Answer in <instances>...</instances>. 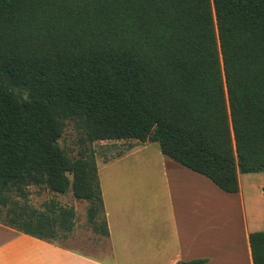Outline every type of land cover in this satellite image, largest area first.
Returning a JSON list of instances; mask_svg holds the SVG:
<instances>
[{
  "label": "trees",
  "instance_id": "trees-1",
  "mask_svg": "<svg viewBox=\"0 0 264 264\" xmlns=\"http://www.w3.org/2000/svg\"><path fill=\"white\" fill-rule=\"evenodd\" d=\"M66 120L75 157L58 144ZM125 140L226 193L264 173V0H0L1 223L47 242L72 231V208L18 202L43 186L88 202L107 237L90 144ZM249 247L264 264V230Z\"/></svg>",
  "mask_w": 264,
  "mask_h": 264
},
{
  "label": "crops",
  "instance_id": "crops-1",
  "mask_svg": "<svg viewBox=\"0 0 264 264\" xmlns=\"http://www.w3.org/2000/svg\"><path fill=\"white\" fill-rule=\"evenodd\" d=\"M254 174L259 178H243ZM97 178L108 230L105 260L4 227L9 238L0 244V264H252L249 234L261 231L264 210L244 188H262L264 197V173L238 174V192L226 193L164 156L156 142L133 141L97 167Z\"/></svg>",
  "mask_w": 264,
  "mask_h": 264
},
{
  "label": "rangeland",
  "instance_id": "rangeland-1",
  "mask_svg": "<svg viewBox=\"0 0 264 264\" xmlns=\"http://www.w3.org/2000/svg\"><path fill=\"white\" fill-rule=\"evenodd\" d=\"M80 132L78 131L76 125L72 121L63 122V130L60 139L58 140L59 146L63 151L70 157H75L77 152L80 150L81 139ZM133 141H100L93 142L90 144L91 148L94 150L95 163L97 167H101L107 160L113 159L119 153L124 152L128 149ZM153 146L149 150L153 151ZM259 178L260 175H250L246 178ZM242 179V182H244ZM244 186V183H243ZM249 186L244 188V192L247 193V198L253 204H257L256 208L261 211L264 210V197L261 196V189L251 191L248 189ZM258 191V192H257ZM27 196L25 200H18L19 203H25L28 208L34 209L36 211H43L48 206L53 205L55 209L58 208H72L74 211V226L72 231L64 233L63 230H59L60 238L54 243L61 246L67 247L76 251L79 254L86 255L95 259L105 260L108 256V245L102 236L94 231V228L98 226L101 221V217L97 216V220L89 222L87 219V207L88 202L84 200H76L71 191H67L66 194L60 195L49 191L43 186H30L27 189ZM255 196V198H254ZM16 200V197L13 198ZM9 207L0 210V244H5L9 238V232L4 230V227L10 228L4 225L2 220L7 214ZM264 212V211H263ZM264 214V213H263ZM259 219L262 220L259 223V230H264V217L261 214L258 215Z\"/></svg>",
  "mask_w": 264,
  "mask_h": 264
}]
</instances>
